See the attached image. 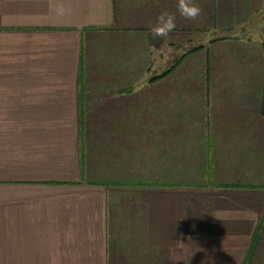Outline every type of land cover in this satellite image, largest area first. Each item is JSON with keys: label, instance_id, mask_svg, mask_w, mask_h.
<instances>
[{"label": "crops", "instance_id": "crops-1", "mask_svg": "<svg viewBox=\"0 0 264 264\" xmlns=\"http://www.w3.org/2000/svg\"><path fill=\"white\" fill-rule=\"evenodd\" d=\"M177 2L0 0V264H264V0Z\"/></svg>", "mask_w": 264, "mask_h": 264}, {"label": "clouds", "instance_id": "clouds-1", "mask_svg": "<svg viewBox=\"0 0 264 264\" xmlns=\"http://www.w3.org/2000/svg\"><path fill=\"white\" fill-rule=\"evenodd\" d=\"M177 11L179 15L187 20L195 21L202 12V9L193 0H178ZM176 28V15L168 11H162L157 22L150 28L153 38H168Z\"/></svg>", "mask_w": 264, "mask_h": 264}, {"label": "trees", "instance_id": "trees-1", "mask_svg": "<svg viewBox=\"0 0 264 264\" xmlns=\"http://www.w3.org/2000/svg\"><path fill=\"white\" fill-rule=\"evenodd\" d=\"M201 47L195 49L194 51L200 49ZM178 63V62H177ZM261 111H262V114L264 115V86H263V95H262V101H261ZM84 114H80V121H83V118H84ZM98 184H115V185H136V184H139L138 182H109V183H99L97 182ZM140 184H147V183H142L140 182ZM162 185H180V183H173V182H167V183H163ZM250 253H252V250L250 251Z\"/></svg>", "mask_w": 264, "mask_h": 264}, {"label": "rangeland", "instance_id": "rangeland-1", "mask_svg": "<svg viewBox=\"0 0 264 264\" xmlns=\"http://www.w3.org/2000/svg\"><path fill=\"white\" fill-rule=\"evenodd\" d=\"M216 37H218L219 38V40L221 39V36H216ZM208 38V37H207ZM201 40H205V38H203V39H201Z\"/></svg>", "mask_w": 264, "mask_h": 264}]
</instances>
